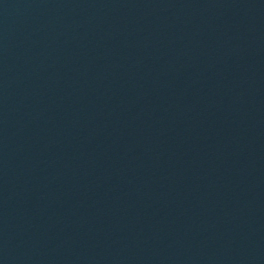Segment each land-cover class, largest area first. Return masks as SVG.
Here are the masks:
<instances>
[{
  "label": "water",
  "instance_id": "water-1",
  "mask_svg": "<svg viewBox=\"0 0 264 264\" xmlns=\"http://www.w3.org/2000/svg\"><path fill=\"white\" fill-rule=\"evenodd\" d=\"M0 264H264V0H0Z\"/></svg>",
  "mask_w": 264,
  "mask_h": 264
}]
</instances>
